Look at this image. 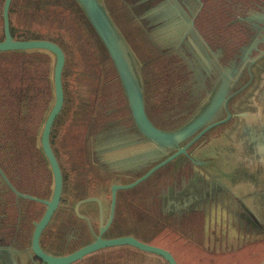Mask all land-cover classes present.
I'll return each instance as SVG.
<instances>
[{
    "label": "water",
    "instance_id": "1",
    "mask_svg": "<svg viewBox=\"0 0 264 264\" xmlns=\"http://www.w3.org/2000/svg\"><path fill=\"white\" fill-rule=\"evenodd\" d=\"M11 1L3 2V39L0 40V52L37 50L48 53L53 59V99L37 138L51 174L52 185L50 195L44 198L24 195L29 200L42 204L43 212L31 223L29 245L10 242L0 246V264H99L102 256L119 250H132L137 256L146 257L145 260L142 259V264H152L153 258L163 264H178L174 252L169 248L140 240L130 231L141 226L154 228V232L168 228L193 241L196 239L193 238L194 219L197 220V225L202 227L204 236L206 233L214 235L221 240L222 245L226 243L233 249L264 250V66L260 63L264 52L257 58L258 62L253 60L251 63L255 64L256 76L250 74L249 81L256 83L251 87L252 91L246 103L248 107L244 110L236 102V115L228 113L223 119L215 121V112L220 106L225 107V97L231 86L239 82L243 69L233 72L232 67H222L219 63L220 52L216 53L195 28L193 21L201 8V0H169L167 9L171 13H166L164 25L159 29L162 37L172 36L181 41L186 37L188 43L196 45L204 53V63L199 68L189 65V72L194 74L195 79L207 80L209 75L215 72V86L212 90L199 102L187 121L170 130L154 125L149 119L142 63L116 24L105 0H73L75 7L86 17L115 68L125 98L128 120L136 129L137 135L154 144L155 153L159 154L154 159V165L150 166L149 163L142 167L140 170H146L141 174L138 170L139 177L134 179L127 175L129 183L125 181V184L112 187L110 210L104 225L103 201L95 196H87L76 202L74 217L66 219L64 226L59 224V228L43 245L42 232L51 222L56 210L60 206L63 207L60 202L65 198L62 193V171L50 143L54 122L64 106L62 72L65 54L62 48L51 40L14 39L8 21ZM182 7L186 9L185 12ZM132 18L134 19V16ZM172 52L183 60L188 59L186 53L180 49ZM246 84L236 87V96L249 88ZM223 87H229L228 91H224ZM221 91L225 94L222 98L219 96ZM232 117L235 119L234 128L221 133L222 145L217 143L214 134L211 139H203L195 155L197 160L192 158L191 162L204 167L203 171L196 169L194 175H189L181 182H166L162 193L149 205L138 222L120 233L105 236V231L109 230L112 222L115 190L132 188L150 178L155 171L178 156H186V150L211 131L209 129L225 124ZM255 124L258 125V130H253ZM228 125L227 123L224 126ZM84 142L88 144L89 141L84 139ZM206 155L216 158L222 156L223 166L219 165L216 170L214 168L209 171L206 166L211 165V161L205 158ZM87 159H90L89 156ZM195 175L196 178L193 177ZM127 176L124 174L123 177ZM163 176L167 177V174ZM123 177L121 183L124 181ZM6 184L13 189L9 181L6 180ZM233 201L235 209L232 208ZM92 224L98 226L94 228ZM138 262L134 259H124V264ZM259 264H264V260Z\"/></svg>",
    "mask_w": 264,
    "mask_h": 264
},
{
    "label": "flooded vegetation",
    "instance_id": "2",
    "mask_svg": "<svg viewBox=\"0 0 264 264\" xmlns=\"http://www.w3.org/2000/svg\"><path fill=\"white\" fill-rule=\"evenodd\" d=\"M105 1L107 3V0ZM168 1L169 0H116L117 6H119L125 14L115 10L113 15L117 18L119 16L121 18L120 22L122 23L123 21H128L129 16H134L132 20L136 27H133L131 30L130 26L128 28L123 25L124 29L128 30H123L122 32L123 34L129 33V31L134 33L137 38L136 43L140 45L143 44V49L147 48L150 51L151 44V46L157 48L160 53L169 52L168 54H170L171 51L176 49H180L182 52L186 53L188 59H184L186 64L185 67L179 60L170 55V57H167V55L165 56L164 61L159 63V67L155 65L152 66L156 75L155 84H157V88L159 89L158 93H160L158 96L154 95V99H157V101L167 99L172 109L179 108L175 113H171L170 110L166 112L168 115L174 116L184 113L188 108L190 109L194 102L198 100L200 102L212 90L215 86V83L213 84L215 72H212L207 80L195 79L193 73L187 74L186 70L189 69V65H195L199 68L204 63L202 62L204 53H202L196 45L193 46L191 43H188L186 37L182 36L184 41L176 37L173 38L172 36L162 37L159 29L164 25L166 13H171L167 9ZM3 2L1 6L0 25L2 38L0 40L3 39ZM201 3V8L193 21L195 28L214 50L217 49L215 50L216 53L220 52L219 63L222 67H232L233 72L241 68L243 69L239 82L231 86L230 92H228L225 97L227 105L231 99L235 98L236 93L234 92L236 87L238 85L244 86L250 80L251 68L255 67V64H251L252 61L255 60L258 62V57L264 52V0H201ZM60 9L61 8L55 9V14L58 13ZM182 10L184 12L186 11L184 7H182ZM63 19L68 22L67 24L70 25L69 27H71V29L76 27L80 30V27L74 23V21L67 18ZM118 25L122 28L119 22ZM79 30L78 32H80ZM15 31L17 32V30ZM70 34L76 37L75 31ZM161 39L167 40L162 41ZM143 49L141 48L140 52L146 54L147 52L143 51ZM88 59L91 64V55L88 56ZM160 71L163 72V74H160ZM218 73L219 71L217 74ZM190 77H192V79H189ZM246 85H249V83ZM180 88L184 92H181ZM163 89L166 92L176 91L175 94L177 95L161 96ZM176 89H178V91ZM116 91L114 90V94L118 95ZM156 93L155 91V94ZM106 105V107H101L99 116L92 120L94 124L93 129H88V127L85 130L84 127H82L71 130L72 126L68 125V123L72 124V122L69 118L67 122L56 131V143L51 145V147L62 171V193L65 198H62L60 202L63 207L60 206L56 210L51 222L42 232L41 243L43 245L54 231L59 228L58 226H64V221L66 219L70 220L74 217V206L76 202L85 199L87 196H95L103 201V211L105 212L104 225L110 210L112 187L125 184L126 182L129 183V177L135 179L146 170V168L140 170L142 167L149 163L150 166L156 163L154 159L159 153H155L153 148L154 144L152 145L150 142H146L140 135H137L136 129L131 125L130 121L125 119L123 107L121 109L122 102L120 97L115 95L111 96ZM167 105L168 104H165V106ZM226 105L225 107L220 106L215 112V121L227 116V114H225ZM90 114H92V112H90ZM164 114L165 112L159 115V117ZM0 115H2V119L0 118V130H7L2 125L5 124L4 120L7 116H5L2 111H0ZM89 119L90 116L88 115L86 120L87 123L90 121ZM230 120L231 118L225 124L223 123L219 126L224 127ZM75 122L77 121L75 120ZM152 123L154 124V122ZM33 126L34 123L32 119L27 124L25 130H32ZM219 126L209 129L211 131L204 135L202 139L193 143L186 150V156H178L177 159L155 171L150 178L144 182L125 190H115V208L112 222L110 223L109 230L105 231V236L111 235V233H120L138 222V220L144 216L149 205L162 193L166 182H168L167 184L181 182L189 175H194L196 169L203 171L204 167L191 162L193 161L192 158L197 160L195 155L202 141L211 139L214 134L216 136L218 130L215 128ZM84 139L89 141L88 144L84 142ZM24 144L25 145L19 143V145H17L13 143L11 134L9 133L7 136L0 134V246L7 245L10 242L29 245L32 232V225L30 226L29 222L41 216L44 206L37 201L29 200L24 195L44 198L51 193L50 183H52V180L50 181L51 174L47 168V163L42 164L41 162V164H39L36 160L34 161L31 158L33 154L30 153L31 149L28 144L26 145V141ZM56 146L59 147L60 151ZM64 150H67V152L64 153ZM88 156L90 159H87ZM206 167L209 171L212 170L210 165ZM138 170H140V174ZM124 174L129 177H123ZM165 174H167V177L163 176ZM121 177L124 178L123 183L120 181ZM193 177L196 178L197 176L195 175ZM6 180L9 181L13 189L7 186ZM31 202H33V204ZM234 203L235 201L232 202L233 209H235ZM16 204L17 206H15ZM226 204H229L228 199ZM18 207L20 209H18ZM64 207H68V209ZM81 207L82 206H80V209ZM196 221L197 220L194 219L193 238L196 239L193 241L203 242V230L201 226L197 225ZM92 225H94V228L98 226L95 224ZM165 229L167 231V228ZM153 230L154 228L141 226L133 228L130 233L140 240L160 245L155 243L156 241L158 242L157 238L160 234ZM161 231L165 230L163 229ZM166 239H170V241L175 240L173 237H167ZM220 241L221 240L214 235L208 234V237H206L207 246H219L222 244ZM188 244L191 246H188ZM224 245L227 244L225 243ZM192 246L193 244L183 239L182 249L180 248L178 252L189 249ZM167 248L170 249V247ZM220 254L221 253L218 255ZM187 257L189 259V256ZM192 258L197 261L204 260V258L195 259L193 256ZM212 259H214V257ZM176 260L178 259L176 258ZM240 260L242 263H251V258L249 256H243ZM36 261L38 262V260Z\"/></svg>",
    "mask_w": 264,
    "mask_h": 264
},
{
    "label": "trees",
    "instance_id": "3",
    "mask_svg": "<svg viewBox=\"0 0 264 264\" xmlns=\"http://www.w3.org/2000/svg\"><path fill=\"white\" fill-rule=\"evenodd\" d=\"M2 2L3 0H0V25ZM106 5L109 8L116 24L118 25V22L121 24L123 28L122 29L119 27L121 32L123 30H128L124 29V27L129 28L130 26L131 30L133 27H136L132 20V16L128 17L129 20L126 21L127 23L123 21L124 19L122 20V23L120 22L121 18L119 16L117 18L115 15H113L115 10L121 11L122 14H125V12H123L121 8L117 6L116 0H107ZM57 8L61 9L55 14V9ZM63 18L74 21V23L80 27V30L76 27H73L72 29L76 32V38L74 39L76 44L75 52L83 61V64L80 65V69H70V64L72 61L71 57L69 56L70 51L67 52L61 41L39 35L36 33L37 30L32 28V26L38 28L36 26L38 24L44 25L43 27L47 28L50 26V24H58L60 20L67 24L68 22L64 21ZM9 22L11 34L14 39L51 40L57 43L64 51L65 66L62 72L64 106L61 113L54 122L50 137L51 145L56 143V131L59 130V127L63 126L62 124L65 120L62 122V126H59V120L63 115V112L66 109V103L68 100L70 101V98H73V101H76L75 106L68 108V112H70V119H68L72 122V124L68 123V125L72 126L71 130L82 127H84L85 130L88 127V129H93L94 124L92 120L99 116L101 113V107H106L108 99L113 95L120 97L122 102L121 109L123 107L126 117L125 119L129 121L128 112L125 108V98L115 68L113 67L111 60L107 56V53L105 52L100 40L90 26L86 17L82 14L81 10L75 7V2L73 0H13L9 9ZM15 30H17V32ZM78 30L80 32H78ZM123 35L125 38H127L142 63L146 97V111L150 117V120L154 122L155 125L166 130L174 129L180 126L194 113L195 108L199 104V100L194 102L192 107L190 109L188 108L189 110L187 109L182 114L174 116L168 115L166 113L169 112L168 110H170L171 113H175V111H178L179 108L172 109L170 107L171 104H169L170 102H168L167 99H161L162 101H157V99H154V95L158 96L160 93H158L159 89L157 88V84H155L156 75L155 71L152 69V66L155 65L156 67H159V63L164 61L166 55L167 57L171 56L179 60L180 63L185 67L186 64L184 60L172 51L170 54H168L169 52L160 53L158 52V49L152 47L151 44L150 51L147 48L143 49V44L140 45L136 43V35L131 33V31ZM1 38L2 30L0 27V39ZM77 48L79 51H77ZM141 48L147 53L144 54V52H140ZM85 49L88 50V52L85 53V56H87V62L85 61L84 54L82 53V51ZM91 49L95 50L97 53V60L95 63L91 61L90 64L88 56L92 54L90 52ZM52 63V57L44 51L35 50L0 52V111H2L5 116H7L4 120L5 124H2L7 130H0V134H3V136H7L8 133L11 134L12 142L17 145H19V143L25 145L24 143L26 141V145L28 144L29 148L31 149L30 153L33 154L31 158L34 161L36 160V162H39V164H41V162L42 164H46L38 146L37 138L41 124L53 99L51 76ZM186 72L187 74H190L189 69H187ZM161 73L163 74V72L160 71V74ZM68 78L70 80L69 82L67 80ZM189 79H192V77ZM114 90H117L116 93L118 95L114 94ZM176 90L178 91V89ZM155 91L157 92L156 94ZM175 92L176 91L166 92L163 89L161 96H175L177 95ZM181 92L184 91L181 89ZM165 104L168 105L165 106ZM90 112H92V114H90ZM163 112H165V114L159 117V115H161ZM88 115L90 116V121L87 123L86 120ZM0 118L2 119V115H0ZM32 119L34 123L32 130H25L27 124ZM75 120L77 122H75ZM65 152H67V150H64V153ZM31 203L33 204V202ZM15 206H17V204ZM18 209L20 208L18 207ZM32 221L33 220H30L29 222L30 226ZM163 229L165 231H161ZM158 232L160 236L157 238L158 242L156 241L155 243H158L163 247H170L176 258L188 256L186 253H189L191 256H196L197 259H212L213 257L218 256L219 253H221L220 255H223L222 253L228 252H231L232 254L239 253L238 249L235 250L228 245L221 244L219 246H207L206 237H208L209 233L205 234L203 242H192L187 238H184L183 236L168 230V228L167 231L165 228H161L158 230ZM167 237H173L175 240H167ZM183 239H186L187 242L193 244V246L189 249H184L178 252L182 246ZM188 246L191 245L188 244ZM210 247H213V249L218 248L219 250L223 251L211 252V250H209ZM248 251L249 252L247 256L251 258L250 264H258L264 259V250ZM192 261L194 262V259H192ZM152 262V264H155V261Z\"/></svg>",
    "mask_w": 264,
    "mask_h": 264
},
{
    "label": "rangeland",
    "instance_id": "4",
    "mask_svg": "<svg viewBox=\"0 0 264 264\" xmlns=\"http://www.w3.org/2000/svg\"><path fill=\"white\" fill-rule=\"evenodd\" d=\"M144 12V11H143ZM38 28L32 26L33 29L37 30L36 33L39 34V35H43V36H46V37H50V38H53V39H57L59 41L62 42L63 46L66 48L67 52L70 51V54L69 56L71 57V64H70V69H80V65L83 64V61L82 59H80V57H78V55L76 54L75 50H76V44H75V38L76 37H73V35H71L70 33H73V30L69 27L68 24H66L65 22H63L62 20H60V22L58 24H51L49 27H43L44 25H36ZM217 50V49H215ZM77 51H79V49L77 48ZM88 52L87 49L83 50L82 53L84 54V58H85V61L87 62L86 58L87 56H85V53ZM92 54H91V61L93 63H95V61L97 60V53L95 52V50L91 49L90 51ZM260 63L262 66H264V57L260 60ZM250 74L253 76H256V73H255V70H254V67L251 68V71H250ZM68 82L70 81L69 78L67 79ZM226 85H227V81H225ZM247 83H249V85H247L249 88L244 92L242 93V91L237 95L235 96L234 99H231V101H229V103L226 105V113L225 114H231L232 116L236 113H237V108H236V102H238L239 106H242V108L245 110L248 106H246V103L248 101V96L250 94V92L252 91L251 87H254L255 86V81L252 83L251 81H248ZM89 85V84H87ZM228 86V85H227ZM224 91H228L229 87H223L222 88ZM242 93V94H241ZM69 95V94H68ZM224 93L223 91H221L220 93V97H224ZM70 98V97H69ZM76 104V101L74 100L73 101V98H70V101L68 100L67 103H66V109L65 111L63 112V115L61 116L60 120H59V126L62 124V122L64 121L67 122V119L69 118V114L70 112L68 108L72 107V106H75ZM63 123V124H64ZM62 124V125H63ZM229 125L228 126H224V127H217L215 129H217V134H216V139H217V143L221 144L223 143V138L221 137V133L223 131H227V130H232L234 128V125H235V119L232 117L231 118V121L230 123H228ZM61 125V126H62ZM255 128L253 127V130H258V128H256L258 125L255 124L254 125ZM59 150V147L56 146ZM60 151V150H59ZM205 158L209 161H211V165H210V168L211 169H214L215 170L218 168V166L220 165L221 167L223 166V157L221 156L220 158H216L212 155H206ZM51 181V179H50ZM51 185L52 183H50V189H51ZM233 213V212H232ZM232 215V214H231ZM171 249V248H170ZM209 250L212 251H215V252H219V251H223V250H219L218 248L216 249H213V247L209 248ZM236 250V249H235ZM239 253H235V254H232V253H222L223 255L220 256H215L214 259H204V260H201V261H197V260H194L191 261L190 259H193L192 256L189 254V253H186V255L189 256L190 259H188L187 256H183L181 258H178V261H179V264H247V263H242L240 258H242L243 256H247L248 254V249H241L239 248ZM195 259H197L196 256H193ZM122 259V257H120ZM158 264V263H157ZM165 264V263H164Z\"/></svg>",
    "mask_w": 264,
    "mask_h": 264
},
{
    "label": "crops",
    "instance_id": "5",
    "mask_svg": "<svg viewBox=\"0 0 264 264\" xmlns=\"http://www.w3.org/2000/svg\"><path fill=\"white\" fill-rule=\"evenodd\" d=\"M134 251L130 250H119L116 253H108L102 256L101 260L99 261V264H124V259H134L137 260L138 264H142L143 260H145L144 256H137ZM122 257V259L120 258ZM153 261H155V264H163L160 260H157L156 258H153ZM87 263V262H86Z\"/></svg>",
    "mask_w": 264,
    "mask_h": 264
}]
</instances>
